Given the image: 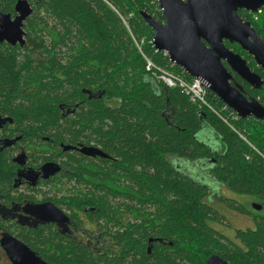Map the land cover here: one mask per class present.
Returning a JSON list of instances; mask_svg holds the SVG:
<instances>
[{
    "label": "trees",
    "instance_id": "16d2710c",
    "mask_svg": "<svg viewBox=\"0 0 264 264\" xmlns=\"http://www.w3.org/2000/svg\"><path fill=\"white\" fill-rule=\"evenodd\" d=\"M16 2L0 0L1 9L14 14ZM31 2L27 42L0 51L5 66L0 67V105L16 117L20 130L34 129L57 144L75 143L80 132L122 158L115 164L116 185L106 193L126 194L130 209L142 219L122 224L126 228L116 235L120 249L115 254L95 257L75 246L70 249L37 229L31 245L57 264H207L212 254L231 264H264V120L234 119L233 110L209 90L208 99L227 118L224 121L146 69L145 56L158 67L192 79L153 45L155 32L141 11L164 21L159 1ZM239 14L264 38V7L258 13ZM226 43L252 59L251 66L264 78L253 57L237 43ZM236 79L264 105V85L253 89ZM84 89L104 95L90 99ZM106 99H119L120 104L112 107ZM61 102L83 106L61 118ZM168 157L193 161L207 183L224 184L231 194H214L180 167L175 172ZM250 198L261 208L250 207ZM100 201L110 220L121 217L122 204L112 206L103 197ZM221 205L252 217L254 227L237 230L240 242L213 226L228 224ZM150 237L162 240H155L148 254Z\"/></svg>",
    "mask_w": 264,
    "mask_h": 264
},
{
    "label": "flooded vegetation",
    "instance_id": "af4514ba",
    "mask_svg": "<svg viewBox=\"0 0 264 264\" xmlns=\"http://www.w3.org/2000/svg\"><path fill=\"white\" fill-rule=\"evenodd\" d=\"M0 10L3 11L1 6ZM16 15L14 6L12 16ZM8 44L13 45L6 40H0V51ZM241 49L247 52L242 47ZM234 51L245 58L242 53ZM247 61L253 68L252 59ZM0 63H2L0 67L5 68L3 60H0ZM224 64L236 79L239 75L227 62ZM19 66H17L18 71ZM256 67L263 69L258 64ZM17 74L18 72L15 73ZM86 95L89 97L87 93ZM82 106L79 102L59 103L61 118L75 115ZM19 123L16 117L6 112L5 107L0 105V264H15L8 252L7 237L20 240L47 263L57 264L31 245L29 240L34 238L36 229L44 231L49 238L70 249L75 246L81 251L92 253L95 257L110 252V254L118 253L120 246L115 238L118 233L125 231L126 227L122 224L135 225L136 222H142L141 218L137 219L134 208L130 209L131 200L126 194H118L114 197L106 193L107 188L116 185L113 176L115 164L122 158L109 151L104 144L96 143L95 139L89 141L84 136H80V132L75 143L60 141L57 144L50 136L41 135L34 129L20 130ZM68 145L73 148L65 149ZM83 149H92L94 153L87 154L82 151ZM168 160L171 161L172 166L174 165L175 172L179 173V164L175 159L168 157ZM52 162L57 163L60 170L46 177L43 166ZM188 175L210 188V191H214L216 195L222 194L223 190L230 192L224 184L207 183L202 172L194 166L189 167ZM102 197L112 206L118 207V204H122L125 207L124 210H120L119 219L110 220L101 210ZM253 206L252 202L250 207ZM221 208L229 209L224 205H221ZM56 210L60 211L59 217L54 215ZM229 210L238 214L236 210ZM249 217L253 221L252 217ZM228 224L230 225L229 219ZM150 238L154 239V237ZM150 238L147 244L148 254L151 253L149 246L152 250L154 243V241L150 242ZM48 248L52 251L51 243L48 244Z\"/></svg>",
    "mask_w": 264,
    "mask_h": 264
},
{
    "label": "water",
    "instance_id": "95a60500",
    "mask_svg": "<svg viewBox=\"0 0 264 264\" xmlns=\"http://www.w3.org/2000/svg\"><path fill=\"white\" fill-rule=\"evenodd\" d=\"M41 1V0H37ZM164 21L142 10L141 14L153 28V45L158 51H165L174 64L180 66L192 77L205 80L207 87L218 96L239 117L251 116L264 120V105L245 86L239 83L231 69L254 89H261L264 78L250 67L247 59L226 45V41L238 43L256 63L264 69V38L257 33L252 22L243 18L240 10L258 13L264 7V0H158ZM16 16L0 10V40L13 45H24L26 40L25 21L32 15L34 7L31 0H17ZM90 98L102 97L104 91L84 89ZM66 105V104H65ZM69 106V105H68ZM73 148L66 146L65 149ZM93 154L92 149H83ZM175 162L188 175L190 166L195 163L189 159L175 158ZM195 168V167H194ZM45 176L60 170L57 163L43 166ZM201 170V169H200ZM258 209L261 205L254 203ZM54 207V206H53ZM55 216H60L56 210ZM9 240V254L15 264H49L39 255L12 237ZM162 238H150V242ZM149 251L151 247L149 246ZM22 262V263H19ZM207 264H231L218 254H212Z\"/></svg>",
    "mask_w": 264,
    "mask_h": 264
},
{
    "label": "built area",
    "instance_id": "2783aa9c",
    "mask_svg": "<svg viewBox=\"0 0 264 264\" xmlns=\"http://www.w3.org/2000/svg\"><path fill=\"white\" fill-rule=\"evenodd\" d=\"M164 53L167 55L165 51ZM145 58L147 60L146 69L156 75L158 80L161 81L165 86L181 88L190 97V100L193 103L197 104L202 109L205 107L210 109L215 114L220 116L224 121H227V118L223 116L220 111L216 110V108H214L209 101V88L207 87L205 80L198 77H192V79H188L181 74H176L169 68L158 67L155 62L147 56H145ZM171 63L174 65L173 62ZM231 114L234 119L240 118L235 111H233Z\"/></svg>",
    "mask_w": 264,
    "mask_h": 264
},
{
    "label": "rangeland",
    "instance_id": "374dc122",
    "mask_svg": "<svg viewBox=\"0 0 264 264\" xmlns=\"http://www.w3.org/2000/svg\"><path fill=\"white\" fill-rule=\"evenodd\" d=\"M27 31V30H26ZM107 103L111 106H116L118 107L120 104V100L119 99H113V100H107ZM222 192L231 194L230 192H226V190H223ZM234 197L240 199L241 196L239 195H234ZM243 199V197H242ZM248 205L250 206V204L253 202L256 203V200L253 199H247ZM221 213H223L224 215H226V217L229 219L230 221V225L229 224H219V223H213V226L218 229L222 234L226 235L227 237H229L230 239L240 242V239L237 237V229H245L248 227H254V223L253 221L250 219L249 216L246 215H242L240 213H235V212H231L229 209H225V208H221Z\"/></svg>",
    "mask_w": 264,
    "mask_h": 264
}]
</instances>
